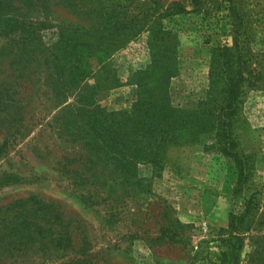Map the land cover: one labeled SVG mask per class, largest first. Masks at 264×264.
<instances>
[{"label": "trees", "instance_id": "16d2710c", "mask_svg": "<svg viewBox=\"0 0 264 264\" xmlns=\"http://www.w3.org/2000/svg\"><path fill=\"white\" fill-rule=\"evenodd\" d=\"M137 3L59 0V5L81 15L82 21L74 22L62 19L51 0H0V43L6 46L0 49V61L4 60L0 64L28 57L43 72V97L61 108L55 119L59 122L57 132L81 142L88 152L80 167L72 170L78 177L77 199L85 210L96 211L95 205L107 203L100 225L110 228L120 222V209L133 192L151 194L153 180L165 169L171 145L196 144L202 136L211 138L206 149L219 153L234 169V197H244L256 163L253 153L244 149L239 133L245 121L244 96L256 77L251 69L254 52L246 0H190L191 11L198 14L228 10L234 39L232 45L212 47L208 89L194 107L186 108L172 100L179 31L170 25L173 16L190 10L179 3L165 9L156 2ZM96 20L100 29L89 28L88 23L93 27ZM144 30L150 34L151 62L131 77L130 83L138 87L137 99L130 111H109L97 101L102 83L89 87L87 80L98 69L106 71L107 61L124 47L123 42ZM9 78L0 82V113L6 118H11L16 108ZM116 81L115 86L119 84ZM142 166L152 168L151 177L140 175ZM103 169L118 177L105 179ZM4 181L3 186H9L21 179L10 175ZM163 208L166 213L172 209L166 200ZM257 209L258 202L251 196L244 197L242 212H230L227 227L218 232L220 251L214 260L207 257V264H242L248 218ZM165 220L167 225L159 230L156 240L187 243L185 229L189 225L168 213ZM91 249L88 230L66 223L52 204L32 197L0 205V264H97Z\"/></svg>", "mask_w": 264, "mask_h": 264}, {"label": "rangeland", "instance_id": "374dc122", "mask_svg": "<svg viewBox=\"0 0 264 264\" xmlns=\"http://www.w3.org/2000/svg\"><path fill=\"white\" fill-rule=\"evenodd\" d=\"M100 1L92 0L93 4ZM136 1L140 5L156 2L163 9L179 3L190 10L171 20L170 28L179 31V65L171 81V93L175 105L194 107L209 86L212 47L233 44L228 10L198 14L191 11L190 0ZM58 2L51 0L62 19L82 21L81 15ZM245 6L250 14L248 33L254 52L251 69L256 77L244 96L245 121L239 133L244 149L253 153L256 160L244 197L254 196L258 209L248 218L242 264H264V0H246ZM39 16L43 17V13ZM92 23L93 27L88 23L89 28L100 29V21ZM149 37L144 30L123 42L124 47L107 61V70L98 69L87 80L89 87L102 83L97 92L100 106L114 112L130 111L138 93V87L130 83L131 77L151 62ZM3 47L6 46L1 42L0 49ZM32 62L27 57L0 64V70H4L0 72V82L5 76L10 77L7 80L13 86L11 96L16 103L11 118L0 113V205L35 197L58 207L66 223L88 230L91 254L97 264H207V257L214 260L220 251L219 229L227 227L230 212H242L244 197L233 196L236 179L232 164L206 149L211 138L202 136L196 144L171 145L165 169L161 177L153 180L151 194L133 192L127 204L121 205L120 222L112 228L100 225L103 206L108 204L95 205L96 211L83 209L77 199L78 177L72 171L80 167L88 152L81 142L57 132L59 122L55 119L61 108H55L43 97V72ZM116 79L119 84L115 86ZM101 171L105 179L118 177L111 170ZM10 175L21 181L3 186ZM140 175L151 177L152 168L142 166ZM104 193L106 198L107 190ZM165 200L172 207L167 213L189 225L185 229L187 243L156 240L159 230L167 225Z\"/></svg>", "mask_w": 264, "mask_h": 264}]
</instances>
